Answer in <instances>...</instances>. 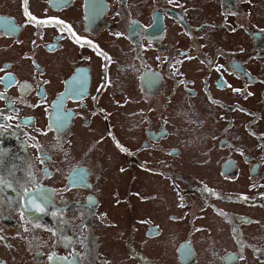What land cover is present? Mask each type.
I'll list each match as a JSON object with an SVG mask.
<instances>
[{
	"label": "flooded vegetation",
	"instance_id": "obj_1",
	"mask_svg": "<svg viewBox=\"0 0 264 264\" xmlns=\"http://www.w3.org/2000/svg\"><path fill=\"white\" fill-rule=\"evenodd\" d=\"M262 230L264 0H0V264H264Z\"/></svg>",
	"mask_w": 264,
	"mask_h": 264
},
{
	"label": "rangeland",
	"instance_id": "obj_2",
	"mask_svg": "<svg viewBox=\"0 0 264 264\" xmlns=\"http://www.w3.org/2000/svg\"><path fill=\"white\" fill-rule=\"evenodd\" d=\"M231 42L232 41H227L225 43L227 45V44H231ZM178 48L181 49L182 51H185L186 48H187V45L179 46ZM152 56H153V50L151 49L149 55L145 54L143 58H140L138 60H141V61L144 62L146 60H149ZM187 60L192 63V67H194V69H200V66L196 63V61L194 59V56L192 58H190V56H188ZM132 62H134V61H132ZM131 65L132 64L130 63L129 66L131 67ZM139 66H140V64L134 65L132 67L133 68L132 72H130V74H128L127 77H123L122 81L120 82V84H118L119 90L122 91L124 94L130 96V98H132L133 100L137 97V88H136V82L132 78V76L134 74V70L136 68H138ZM115 121H116V123L121 122L120 121V115H119V117L115 116ZM108 164L110 165V170H111V174H112V180H113V182H116L117 179H115L116 176L114 175L113 165L110 164L109 162H108ZM75 217L78 218V216H75ZM161 231H162V237L168 238V229L166 227H164V226H161ZM258 232H259V230H258ZM253 233H256V232L254 231ZM261 235H264V230L261 231ZM259 237H260V235H257L256 239H258ZM137 247H141V248H143V250H145L144 246L141 245L140 243H136V248ZM158 247H159V245H153V247L150 249V254H154V253L156 254L157 250L158 251H162V249H159ZM168 249H169V247H167V250H165V257H161V258L164 259L168 263L174 264L175 262L171 258L172 256L169 253ZM123 251H124V249L122 248L120 243L113 240L112 247L109 249V253L113 256V258H112L113 259V264H140L137 261H133L132 263H130L131 260H128L126 258V255H125V253H123ZM190 258L191 257H189V256L188 257H184V260L185 261H189ZM249 260H250V257H246L244 259V264H249ZM13 261H15V260H12L11 264L13 263ZM13 264H16V262H14ZM17 264H25V263L24 262L23 263L17 262ZM145 264H147V262H145Z\"/></svg>",
	"mask_w": 264,
	"mask_h": 264
},
{
	"label": "snow or ice",
	"instance_id": "obj_3",
	"mask_svg": "<svg viewBox=\"0 0 264 264\" xmlns=\"http://www.w3.org/2000/svg\"><path fill=\"white\" fill-rule=\"evenodd\" d=\"M62 23V22H61Z\"/></svg>",
	"mask_w": 264,
	"mask_h": 264
}]
</instances>
